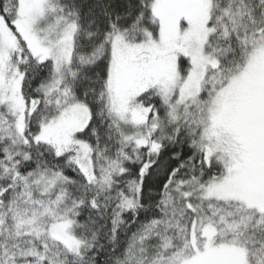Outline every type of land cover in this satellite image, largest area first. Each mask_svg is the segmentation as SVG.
<instances>
[{
  "label": "snow or ice",
  "instance_id": "1",
  "mask_svg": "<svg viewBox=\"0 0 264 264\" xmlns=\"http://www.w3.org/2000/svg\"><path fill=\"white\" fill-rule=\"evenodd\" d=\"M0 264H264V0H0Z\"/></svg>",
  "mask_w": 264,
  "mask_h": 264
}]
</instances>
